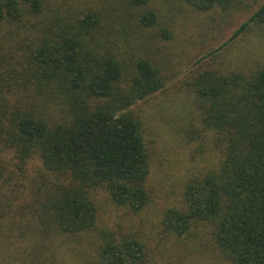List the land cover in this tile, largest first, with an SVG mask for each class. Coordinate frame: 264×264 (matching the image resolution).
<instances>
[{
	"label": "trees",
	"instance_id": "16d2710c",
	"mask_svg": "<svg viewBox=\"0 0 264 264\" xmlns=\"http://www.w3.org/2000/svg\"><path fill=\"white\" fill-rule=\"evenodd\" d=\"M174 24L156 0H0V264H156L168 241L264 264V59L229 67L216 49L188 70L179 129L218 161L163 210L156 244L105 223L150 201L137 104L166 85ZM251 26L264 39V1L231 37Z\"/></svg>",
	"mask_w": 264,
	"mask_h": 264
},
{
	"label": "rangeland",
	"instance_id": "374dc122",
	"mask_svg": "<svg viewBox=\"0 0 264 264\" xmlns=\"http://www.w3.org/2000/svg\"><path fill=\"white\" fill-rule=\"evenodd\" d=\"M263 1L233 0L227 8L214 6L199 10L183 0H156L159 6H168L175 24L173 38L168 41L165 53L158 56L167 76L166 85L137 104L150 160L147 179L150 201L136 214L124 215L121 209L106 207L105 223L111 226L121 223L143 232L153 247L159 239L156 234L163 210L180 203L183 186L193 173L216 165L215 152L209 151L207 146L200 149L197 141L191 140L184 129H179L191 109L182 82L193 63L212 50L218 49L216 60L229 67L263 60L264 39L263 35L258 36L259 30L251 26L231 37ZM165 246L161 253L154 251L156 264H224L209 250H177L171 241ZM60 251L62 248H57L61 257ZM62 255L70 260V255L63 252Z\"/></svg>",
	"mask_w": 264,
	"mask_h": 264
}]
</instances>
